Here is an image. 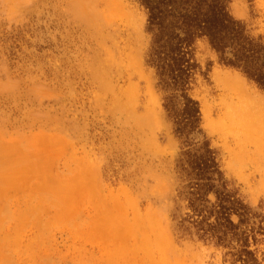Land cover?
I'll return each mask as SVG.
<instances>
[{
  "label": "rangeland",
  "instance_id": "rangeland-1",
  "mask_svg": "<svg viewBox=\"0 0 264 264\" xmlns=\"http://www.w3.org/2000/svg\"><path fill=\"white\" fill-rule=\"evenodd\" d=\"M228 7L264 38V0ZM146 29L137 0H0V264H264V128L220 114L228 89L264 92L197 42L203 137L249 209L247 248L200 240Z\"/></svg>",
  "mask_w": 264,
  "mask_h": 264
},
{
  "label": "trees",
  "instance_id": "trees-1",
  "mask_svg": "<svg viewBox=\"0 0 264 264\" xmlns=\"http://www.w3.org/2000/svg\"><path fill=\"white\" fill-rule=\"evenodd\" d=\"M147 14L151 41L146 57L154 69L163 107L181 140V173L188 182L191 216L183 222L198 239L230 247L233 240L248 247L240 234L249 209L228 189L216 152L201 128L199 102L190 94L198 69L195 46L206 41L219 63L239 72L264 92V38L251 34L245 22L229 11V0H137ZM196 136L203 139L196 141ZM214 195L215 202L209 200ZM237 216L235 224L232 217ZM243 253L250 256L246 249Z\"/></svg>",
  "mask_w": 264,
  "mask_h": 264
},
{
  "label": "bare ground",
  "instance_id": "bare-ground-1",
  "mask_svg": "<svg viewBox=\"0 0 264 264\" xmlns=\"http://www.w3.org/2000/svg\"><path fill=\"white\" fill-rule=\"evenodd\" d=\"M237 88L240 87L237 86ZM235 89H228L222 96V103L219 104L221 106L219 109L222 110L220 114L224 115V119L228 123L240 128L244 133L253 136L261 134L264 128L262 127L264 123V99L249 98L246 92H243L245 89ZM203 114H205L204 111Z\"/></svg>",
  "mask_w": 264,
  "mask_h": 264
}]
</instances>
